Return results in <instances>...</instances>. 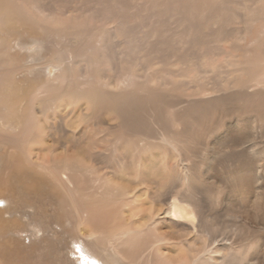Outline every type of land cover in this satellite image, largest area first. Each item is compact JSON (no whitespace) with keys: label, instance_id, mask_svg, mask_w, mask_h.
<instances>
[{"label":"bare ground","instance_id":"obj_1","mask_svg":"<svg viewBox=\"0 0 264 264\" xmlns=\"http://www.w3.org/2000/svg\"><path fill=\"white\" fill-rule=\"evenodd\" d=\"M169 245L264 264V0H0V264Z\"/></svg>","mask_w":264,"mask_h":264},{"label":"rangeland","instance_id":"obj_2","mask_svg":"<svg viewBox=\"0 0 264 264\" xmlns=\"http://www.w3.org/2000/svg\"><path fill=\"white\" fill-rule=\"evenodd\" d=\"M175 217H176V219L188 220V219L182 218L180 216H175ZM121 228L122 227L115 228L114 232L117 233V231H119L118 229H121ZM219 236L223 237V234L221 233V234H219ZM163 252H164V254L166 253L163 258H161L159 260L156 258L157 263H159V264H168V263H170V261L174 262L177 259H179L178 256L176 255V252H174V247H170V245H169V247L163 246ZM184 254H185V250L182 249V256H184ZM88 264H95V261H93L91 258H89Z\"/></svg>","mask_w":264,"mask_h":264}]
</instances>
